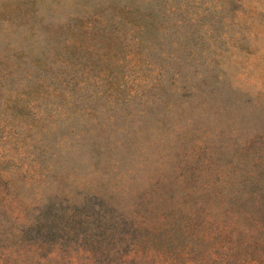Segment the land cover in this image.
Returning a JSON list of instances; mask_svg holds the SVG:
<instances>
[{"label":"rangeland","instance_id":"obj_1","mask_svg":"<svg viewBox=\"0 0 264 264\" xmlns=\"http://www.w3.org/2000/svg\"><path fill=\"white\" fill-rule=\"evenodd\" d=\"M0 264H264V0H0Z\"/></svg>","mask_w":264,"mask_h":264}]
</instances>
